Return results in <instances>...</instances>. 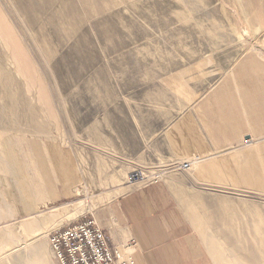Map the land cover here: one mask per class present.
Masks as SVG:
<instances>
[{
  "label": "rangeland",
  "instance_id": "1",
  "mask_svg": "<svg viewBox=\"0 0 264 264\" xmlns=\"http://www.w3.org/2000/svg\"><path fill=\"white\" fill-rule=\"evenodd\" d=\"M253 1L0 0L12 29L0 17V177L24 175L20 159L35 143L64 148L79 177L69 198L0 220V264H57L53 229L136 183L204 168L199 158L157 159L149 149L162 137L151 133L262 45ZM143 172L154 178L130 180ZM228 190L244 194L238 204L229 198L243 211L238 232L264 229V187ZM41 241L45 249L35 252Z\"/></svg>",
  "mask_w": 264,
  "mask_h": 264
},
{
  "label": "crops",
  "instance_id": "2",
  "mask_svg": "<svg viewBox=\"0 0 264 264\" xmlns=\"http://www.w3.org/2000/svg\"><path fill=\"white\" fill-rule=\"evenodd\" d=\"M253 17L261 24L262 45L243 53L211 88L151 133L162 137L149 149L157 159L176 165L199 158L204 168L136 183L87 215L115 244L134 237V264H264V229L238 232L243 211L229 198L238 204L244 194L228 190L229 183L238 190L264 187V0L253 1ZM44 145L35 143L20 159L24 175L0 177L1 196L9 195L0 199V220L35 213L76 190L79 177L64 148Z\"/></svg>",
  "mask_w": 264,
  "mask_h": 264
},
{
  "label": "built area",
  "instance_id": "3",
  "mask_svg": "<svg viewBox=\"0 0 264 264\" xmlns=\"http://www.w3.org/2000/svg\"><path fill=\"white\" fill-rule=\"evenodd\" d=\"M181 167L189 168L190 161H183ZM151 172L141 176L132 174L133 182L152 179ZM51 249L57 264H134L135 239L130 236L123 246L113 243L105 227L95 217L66 223L49 233Z\"/></svg>",
  "mask_w": 264,
  "mask_h": 264
},
{
  "label": "bare ground",
  "instance_id": "4",
  "mask_svg": "<svg viewBox=\"0 0 264 264\" xmlns=\"http://www.w3.org/2000/svg\"><path fill=\"white\" fill-rule=\"evenodd\" d=\"M0 17H1V23H2V25L4 26V28L5 27H8V29H10V31H9V33H12V29H11V27L10 26H8V24H7V22L5 21V18L3 17V15L2 14H0ZM7 25H6V24ZM10 35H12V34H10ZM13 36H15V34L13 35ZM12 37V36H11ZM15 38V37H14ZM16 39V38H15ZM14 39V41L16 42V40ZM16 46H17V48H21V45L19 44V43H16ZM23 60H24V58H23ZM28 62V59H26V61H25V63H27ZM182 165V164H181ZM183 168V167H182ZM191 168V161H190V167L189 168H183V169H190ZM35 249H37V250H35V252L36 251H40L41 252V250H44L45 249V243L43 242V241H41V242H38L37 244H36V248ZM39 252V253H40ZM38 253V254H39Z\"/></svg>",
  "mask_w": 264,
  "mask_h": 264
}]
</instances>
